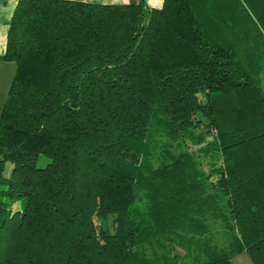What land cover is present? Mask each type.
<instances>
[{
    "label": "trees",
    "instance_id": "16d2710c",
    "mask_svg": "<svg viewBox=\"0 0 264 264\" xmlns=\"http://www.w3.org/2000/svg\"><path fill=\"white\" fill-rule=\"evenodd\" d=\"M0 61V264H264V0H17Z\"/></svg>",
    "mask_w": 264,
    "mask_h": 264
},
{
    "label": "crops",
    "instance_id": "0c3cea01",
    "mask_svg": "<svg viewBox=\"0 0 264 264\" xmlns=\"http://www.w3.org/2000/svg\"><path fill=\"white\" fill-rule=\"evenodd\" d=\"M16 1L17 0H0V53L3 52V50L5 49L8 21L10 20V17L16 5ZM83 1H92V2H100V3H127V2H136L138 0H83ZM144 2L150 7H160L162 5L163 0H144ZM12 63L13 62L10 61H0V67L4 68L3 70H5L6 68L9 69L10 67H13L11 65H13L14 63L13 64Z\"/></svg>",
    "mask_w": 264,
    "mask_h": 264
},
{
    "label": "rangeland",
    "instance_id": "374dc122",
    "mask_svg": "<svg viewBox=\"0 0 264 264\" xmlns=\"http://www.w3.org/2000/svg\"><path fill=\"white\" fill-rule=\"evenodd\" d=\"M11 66H13V67H10L9 69L6 68L5 70H3L4 68L0 67V112L2 109V105L4 104V102L7 98V92H8L10 80L12 79V77L14 75V68H15L14 66L15 65L13 64ZM109 223H111V220H109ZM178 250L180 253L183 252V250L180 248ZM231 262H232V264H253L249 254L245 250L242 252H239L238 254H235L231 258Z\"/></svg>",
    "mask_w": 264,
    "mask_h": 264
}]
</instances>
